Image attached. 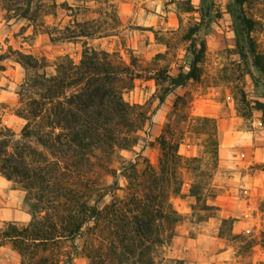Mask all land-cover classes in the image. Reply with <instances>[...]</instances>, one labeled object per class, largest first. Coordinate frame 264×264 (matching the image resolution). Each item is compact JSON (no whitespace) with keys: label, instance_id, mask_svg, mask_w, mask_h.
Returning a JSON list of instances; mask_svg holds the SVG:
<instances>
[{"label":"rangeland","instance_id":"1","mask_svg":"<svg viewBox=\"0 0 264 264\" xmlns=\"http://www.w3.org/2000/svg\"><path fill=\"white\" fill-rule=\"evenodd\" d=\"M26 2L0 0V122L20 134L25 120L16 112L21 104L17 91L32 72L9 51L32 55L35 61L45 57L47 66L36 71L47 75L54 73L58 55L79 64L85 43L120 55L134 77L122 96L141 106L143 123L133 145L116 149L113 172L98 177L113 187L103 197L93 194L89 203L102 207L126 198L135 176L148 164L158 165L163 135L178 144V154L197 159L178 168L168 200L181 217L168 241L150 244L152 264H264V124L256 109V102L264 103V75L250 56L243 60L237 52L230 11L237 7L234 0H31L34 19L14 12L6 16L7 7ZM241 9L254 21L251 37L264 56V0H244ZM201 10L207 14L203 18ZM193 27L206 47L199 77L174 86L166 77L188 69L187 33ZM56 29L83 35L53 39ZM0 180V206L13 207L6 193L15 189L29 215L26 221L9 213L0 219V264H21L2 231L5 221L17 227L30 222L27 192L1 174ZM84 239L58 238L44 247L49 246L52 262L88 264Z\"/></svg>","mask_w":264,"mask_h":264},{"label":"trees","instance_id":"2","mask_svg":"<svg viewBox=\"0 0 264 264\" xmlns=\"http://www.w3.org/2000/svg\"><path fill=\"white\" fill-rule=\"evenodd\" d=\"M243 1L234 0L237 7H230L237 52L243 60L250 56L264 75V56L254 47V21L241 9ZM6 10V16L13 12L35 16L31 0L24 7ZM206 13L201 10V18ZM196 28L187 33L188 69L166 77L174 86L199 77L206 47ZM56 30L53 39L83 35L76 29ZM9 52H15L32 72L17 91L21 104L16 112L25 120L20 134L0 122V174L26 190L31 220L21 227L5 221L2 238L13 242L21 264H58L48 257L49 246L58 238L73 240L80 235L85 238L88 264H152L150 244L168 241L181 217L168 200L178 181V168L197 158L178 154V144L161 135L158 165L148 164L135 176L126 198L117 197L102 207L90 204L93 194L103 197L113 187L98 177L113 172L110 161L116 149L133 145L143 123L141 106L122 96L134 78L128 65L120 55L85 43L79 64L68 55H58L54 73L47 75L36 71L39 65L47 66L45 57L35 61L32 55ZM256 104L264 124V103ZM130 166L136 169V163Z\"/></svg>","mask_w":264,"mask_h":264},{"label":"crops","instance_id":"3","mask_svg":"<svg viewBox=\"0 0 264 264\" xmlns=\"http://www.w3.org/2000/svg\"><path fill=\"white\" fill-rule=\"evenodd\" d=\"M15 191H16L15 189H9L8 192L6 193V196H8L11 199L10 204L13 207H10V209H8V208H4V207L0 206V219L6 218V216L4 214L9 213L10 216L15 220L26 221V220H28L29 215L25 210H23L21 208L20 200L18 198L17 193H15ZM214 202L219 204L220 206H223V205H221V203L218 199ZM0 204H1V201H0Z\"/></svg>","mask_w":264,"mask_h":264}]
</instances>
